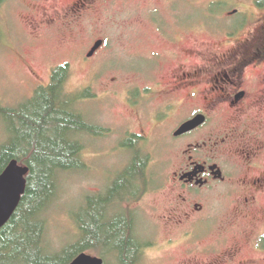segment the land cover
Listing matches in <instances>:
<instances>
[{
  "label": "rangeland",
  "instance_id": "obj_1",
  "mask_svg": "<svg viewBox=\"0 0 264 264\" xmlns=\"http://www.w3.org/2000/svg\"><path fill=\"white\" fill-rule=\"evenodd\" d=\"M50 1L0 3V105L7 110L18 109L39 89L50 86L56 70L69 67L66 97L73 99L89 92V98L74 106V110L88 125L105 131L102 137L81 136L86 170L66 173L61 178L59 198L49 217L47 245L50 251L57 253L77 242L79 234L74 217L78 219L86 211L89 197L107 196L133 161L132 152L126 148L127 139L141 136L144 140L141 139L138 147L142 160L145 163L147 160L142 182L149 184L150 190L139 202L123 209L135 214L138 237L149 247L141 264H264V204L248 213L235 204V199L204 193L194 199V204L204 205L205 214L210 218L189 229L193 238L190 243L185 240V232L181 233L175 223L179 222L174 216L178 213L174 214L173 210L175 191L165 188L168 172H172L171 167L167 171L170 152L163 142L168 128L162 129L154 120L160 110L168 112L169 97L163 93L168 88L173 90V77L181 67L180 61L188 63L184 64L187 67L189 64L195 67L205 57L239 43L238 40L230 44L231 40L225 36L215 37L212 32L203 31L204 23L215 20L211 15L222 20L239 11L242 16L254 18L258 26L264 11L254 3L262 0H188L192 9L183 12L191 22L192 29L186 34L188 40L170 49L163 46L169 50L176 48V52L183 55L188 52L190 60L184 56L185 61L176 59L172 65L158 70L153 84L140 80L138 74L152 78L157 65L155 60L132 56L142 47L144 52L156 51L161 39L140 19L138 8L154 6L167 11L168 3L164 0H95L89 12L74 11L76 17L84 15L81 22L66 26L59 22L62 27L49 32L39 23L44 16L42 8L45 12ZM60 3L58 16L70 14L75 4L71 0H60ZM48 10L52 12V7ZM74 12L70 16L75 15ZM100 41L105 42V46L88 61V55ZM149 87L158 92L152 102H145L146 96L134 94L136 89ZM128 92L137 98L129 96ZM182 93L180 102L188 106L191 95ZM195 108L191 102L185 112L179 109L176 115L180 120L188 119L195 114ZM17 127L0 115V147L16 139ZM175 157L180 159V154L175 153ZM142 187L140 185L141 190ZM168 217L172 219L165 221ZM229 254L233 256L228 257ZM88 255L99 258L95 254Z\"/></svg>",
  "mask_w": 264,
  "mask_h": 264
},
{
  "label": "flooded vegetation",
  "instance_id": "obj_2",
  "mask_svg": "<svg viewBox=\"0 0 264 264\" xmlns=\"http://www.w3.org/2000/svg\"><path fill=\"white\" fill-rule=\"evenodd\" d=\"M71 1L76 5L73 4L70 14L75 10H80L81 13L89 12L95 2ZM164 1L169 5L167 11L154 6L148 9L138 8L140 19L146 22L153 32H157L158 38L161 39L156 51L144 52L142 47L140 52L132 56L155 60L157 65L152 78H145L137 73L140 80L152 84L156 82L158 70L172 65L171 62L176 59L190 60L188 52L183 55L176 52V48L169 49L170 46H178L188 40L186 34L192 29L191 22L183 16V12L192 9V5L188 0ZM9 2L11 0H0L1 4L8 5ZM254 4L264 11V8L260 7L261 4ZM49 6L52 7V12L48 10ZM49 6L45 12L42 8L44 16L39 23L46 31L62 27L58 25L59 22L66 26L71 22H81V18H84V15L76 17V12L71 16L68 13L58 16L62 6L60 0L50 1ZM211 17L215 20L208 22V26L206 23L204 26L201 24L203 31L212 32L215 37L218 34L225 36L231 40L230 44L238 40L239 43L228 50L205 57L201 64L195 67L190 64L187 67L185 65L188 63L180 61L181 67L173 77V90L168 88L163 93L169 97V106L166 108L168 112L160 110V115L154 116L159 127L168 128L163 142L167 145L166 151L170 152L167 171L171 167L172 172H168L165 188L175 191L174 202L176 201L177 205L175 202L173 210L174 214L177 211L178 214L174 216L179 220L175 223L181 233L185 232V240L189 243L193 238L190 233L192 228L210 218L205 214L204 205L194 204V199L202 194H218L223 198L235 199V204L248 213L253 209L262 208L264 204V18L258 20L259 25L255 26L254 18L250 15L242 16L239 11L222 20L216 19V15ZM236 18L239 20H235ZM163 45H167L169 49ZM89 55L88 61L96 57L95 55L89 59ZM157 87L159 89V86ZM183 91L191 95L188 106L180 102ZM156 92L149 87L144 90L136 89L134 94L146 96L148 100L145 102L149 103L154 101L153 98L158 94ZM134 94L128 92L129 96L137 98ZM186 96L188 97L187 94ZM191 102L196 105L195 114L180 120L176 115L177 110L182 109L185 112ZM178 105L181 106L178 108ZM197 119L201 120L202 126L179 136L187 124ZM140 137H129L128 143L134 141L139 145L142 139ZM175 153L180 154V159L176 160ZM138 184L139 188L140 185L143 186L142 190L140 188L141 193L147 194V190H150L149 184ZM133 216L137 220L135 214ZM171 219L168 217L165 221ZM173 243L169 242L172 245ZM232 256L233 254H229L228 257Z\"/></svg>",
  "mask_w": 264,
  "mask_h": 264
},
{
  "label": "trees",
  "instance_id": "obj_3",
  "mask_svg": "<svg viewBox=\"0 0 264 264\" xmlns=\"http://www.w3.org/2000/svg\"><path fill=\"white\" fill-rule=\"evenodd\" d=\"M69 79L70 68H59L50 86L39 89L18 109L0 105V115L19 127L16 139L0 147V177L14 161L31 171L21 207L0 233V264H72L83 254H95L106 264H141L149 247L138 237L136 218L122 211L146 194L141 193L138 183L145 179L147 160H142L134 141L126 146L134 157L130 167L107 196L89 197L86 211L78 219L74 217L77 242L56 255L47 245V217L59 198L61 178L86 170L81 136L102 137L105 133L75 112L74 106L90 95L66 97Z\"/></svg>",
  "mask_w": 264,
  "mask_h": 264
},
{
  "label": "water",
  "instance_id": "obj_4",
  "mask_svg": "<svg viewBox=\"0 0 264 264\" xmlns=\"http://www.w3.org/2000/svg\"><path fill=\"white\" fill-rule=\"evenodd\" d=\"M104 42H99L89 59L103 48ZM202 126L201 120L197 119L194 122L187 124L179 133V136L186 135L195 131ZM30 169L22 166L19 162L14 161L7 168L5 173L0 178V233L11 223L17 214L28 189V178ZM72 264H106L101 258H96L88 254L81 255Z\"/></svg>",
  "mask_w": 264,
  "mask_h": 264
},
{
  "label": "bare ground",
  "instance_id": "obj_5",
  "mask_svg": "<svg viewBox=\"0 0 264 264\" xmlns=\"http://www.w3.org/2000/svg\"><path fill=\"white\" fill-rule=\"evenodd\" d=\"M5 173V172H4ZM1 178V177H0ZM110 215H112V213H110ZM50 217V216H49ZM49 217H47V221H48V227H47V231H49L50 229H49V227H50V223H49ZM110 218H111V216H110ZM53 255H56L57 253H54V252H51ZM51 254V255H52Z\"/></svg>",
  "mask_w": 264,
  "mask_h": 264
}]
</instances>
